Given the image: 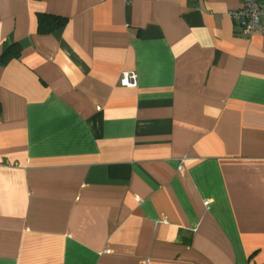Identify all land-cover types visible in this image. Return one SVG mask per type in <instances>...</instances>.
Listing matches in <instances>:
<instances>
[{"label": "crops", "instance_id": "crops-1", "mask_svg": "<svg viewBox=\"0 0 264 264\" xmlns=\"http://www.w3.org/2000/svg\"><path fill=\"white\" fill-rule=\"evenodd\" d=\"M239 6L0 0V264H264V15L247 37Z\"/></svg>", "mask_w": 264, "mask_h": 264}, {"label": "built area", "instance_id": "built-area-1", "mask_svg": "<svg viewBox=\"0 0 264 264\" xmlns=\"http://www.w3.org/2000/svg\"><path fill=\"white\" fill-rule=\"evenodd\" d=\"M130 2V0H124ZM230 15L238 23L241 34L251 36L263 31L261 16L264 15V3L262 0H240V6ZM119 83L124 86L134 87L137 84V76L134 71H123L119 76Z\"/></svg>", "mask_w": 264, "mask_h": 264}, {"label": "trees", "instance_id": "trees-1", "mask_svg": "<svg viewBox=\"0 0 264 264\" xmlns=\"http://www.w3.org/2000/svg\"><path fill=\"white\" fill-rule=\"evenodd\" d=\"M38 16H39V19H40V22H41V20L47 15L40 14ZM62 23H63V18L62 17L53 16V19H52V22H51V26L48 27V28L49 29H54V28L58 27L59 25H61Z\"/></svg>", "mask_w": 264, "mask_h": 264}]
</instances>
